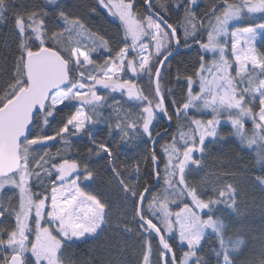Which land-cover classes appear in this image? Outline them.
<instances>
[{
    "label": "snow or ice",
    "instance_id": "1",
    "mask_svg": "<svg viewBox=\"0 0 264 264\" xmlns=\"http://www.w3.org/2000/svg\"><path fill=\"white\" fill-rule=\"evenodd\" d=\"M188 2L195 4L196 0ZM145 3L151 8L150 0ZM98 5L118 18L123 33L125 46L114 57L109 41L92 32L79 16L60 11V27L52 30L48 12H20L14 9L13 0H0V21L11 19L19 53L10 79L0 85V192L9 188L18 191L15 206L6 208L0 201V222L14 217L12 227L0 231V253H5L0 264H66L65 245L98 236L110 226V204L82 187L93 179L94 172L88 163L71 158V138L92 137L90 127L104 119L100 109L108 97L98 94L99 87L143 105L138 119L131 123L130 113L117 114L115 130L121 141L130 132H142L153 140L156 110L167 116L162 69L181 44V28L185 46L192 40L214 58L206 61L204 55L199 57V67L185 78L188 89L183 102L172 101L179 127L171 142L162 146L165 159L162 161L153 148L144 160L153 166L157 184L163 163V191L153 193L151 185L141 189L139 183H126L107 142L92 139L88 154L94 151L98 159L108 158L120 190L132 202V220L138 223L137 235L142 240L139 264H153L152 243L147 239L153 233L160 246L156 264H209L200 255L202 241L209 235L215 237L211 255L216 264H236L235 256L244 241L228 235V225L213 210L223 205L235 213L239 207L237 188L222 184L209 195L190 185L187 177L201 167L196 154L203 155L208 144L224 139L219 133L223 119L230 123L232 135L243 148L254 152L255 163L264 172V52L256 47L257 37L264 43V23L233 27L246 17L259 15L264 20V0H217L205 14L207 23L186 7L176 26L160 12L137 16L131 0H98ZM201 31L206 33V41L197 38ZM101 49L109 56L97 64L92 56ZM129 73L131 78L125 79ZM144 76L154 85L155 104L136 83ZM194 83H198V91H193ZM257 101L258 110H254ZM65 108L75 111L48 134ZM193 112L210 118H195L190 115ZM248 121L253 125L251 134L245 127ZM106 126L111 135L112 126ZM57 142L64 144L65 152L49 150L50 144ZM133 171L139 174V162ZM255 180L264 188V175ZM169 205L179 210L173 212ZM124 231L132 229L125 225ZM177 236L179 243L186 245L180 257L169 242ZM249 264H264V249L260 259Z\"/></svg>",
    "mask_w": 264,
    "mask_h": 264
},
{
    "label": "trees",
    "instance_id": "2",
    "mask_svg": "<svg viewBox=\"0 0 264 264\" xmlns=\"http://www.w3.org/2000/svg\"><path fill=\"white\" fill-rule=\"evenodd\" d=\"M132 3L135 5L134 13L137 16H148L145 0H132ZM216 3L217 0H196L195 4L189 3L188 0H156L151 4V10L160 12L168 23L176 26L184 16L187 7L194 11L198 18L204 19L207 23L205 14ZM177 4L180 5L179 8L176 7ZM161 6H166V9L162 10ZM13 7L20 12H31L37 9L48 12L47 23L52 30H58L60 27L58 23L60 11H65L71 16H79L92 32L109 41L113 57L120 48L125 46L118 20L112 18L102 9L98 5V0H60L55 5L48 4L46 0H13ZM94 8L96 9L95 12L92 11ZM259 23H264L260 17L246 26L237 27L243 28ZM178 35L181 37L180 51L171 57L167 66L162 69L161 87L165 97L164 105L167 108V115L171 117L172 125L170 132L155 147V154L162 161L165 159L162 154V146L171 142V138L176 135L179 127L175 105L172 101L175 100L177 104L183 102L188 89L185 78L193 75L199 67V57L203 55L200 47L192 40L188 41L190 46H185L182 39V28L178 30ZM205 36L206 33L201 31L197 38L205 41ZM256 47L258 51L264 52V43L260 42ZM18 54L17 35L11 19L0 21V85L10 79L15 57ZM108 56L109 53L106 51L98 52L92 58L97 64H102ZM193 79L196 80V77L193 76ZM136 83L143 89L145 95L153 99L154 87L147 76L138 78ZM155 103L156 101L153 99V104ZM256 104L257 109L254 110H258V101ZM74 111V108H65L58 113L56 120L52 123V128L48 130V134L51 135L60 121ZM190 115L196 116L195 112L190 113ZM166 128L167 124L157 110L152 129L153 137ZM112 130L111 135L109 128L105 127L92 132V137L71 138V158L80 160L82 164L88 163L89 168L94 172L93 179L87 184H83L82 187L91 194L97 195L111 207L109 212L110 226L106 227L102 233L93 238L65 245L63 258L66 264H112L116 260H119L121 264H139L141 259L142 240L137 235L138 223L132 220V202L130 199H126L120 190L110 170L108 158L98 159L94 151L91 155L88 154V149L93 147L90 141L94 139L97 143L107 142L112 148L116 166L121 171L125 182L129 185L139 183L141 189L151 185L153 193L159 192L162 188L163 163L160 165L161 181L157 187H154L153 166L150 161L144 162L145 158L151 155V140H148L140 132L131 133L121 141V134L115 130V127H112ZM219 133L224 139L208 144L205 153L198 156L201 160L200 169L188 176L187 180L190 185L209 195H211L212 189L222 184L231 183L237 188L239 207L235 213L223 205L213 211L228 225V235L233 239L244 241L241 250L235 256L236 264H249L250 261H258L261 251L264 249V188H261L255 180L256 176L264 175V172L255 163V156L252 151L246 150L236 141L229 126L224 125ZM138 136H142L139 141L136 140ZM62 145V142H57L54 146L50 144V147H53L51 150L55 153L57 149L62 151ZM138 162L140 163L139 174L133 171ZM125 165H127L126 168ZM204 198L206 199L207 196ZM180 206L182 207L183 204L181 203ZM177 209L176 206L172 207L173 211ZM13 223L14 217L3 219L0 222V231L10 229ZM125 225L132 231L125 232ZM147 239L154 243V253L159 257L160 249L156 239L153 235ZM169 242L172 244L177 257H180L182 252L186 250L185 246L180 245L178 236ZM202 246L203 250L200 255L208 259L209 264H216L215 257L211 255L212 249L215 247L214 235L207 236L202 241Z\"/></svg>",
    "mask_w": 264,
    "mask_h": 264
},
{
    "label": "rangeland",
    "instance_id": "3",
    "mask_svg": "<svg viewBox=\"0 0 264 264\" xmlns=\"http://www.w3.org/2000/svg\"><path fill=\"white\" fill-rule=\"evenodd\" d=\"M46 1L50 5H55L60 0H54V2H52V0H46ZM106 2H107V0H106ZM124 2L127 3V2H129V0H124ZM131 2H132V0H131ZM105 11L107 12V10H105ZM112 18L118 20V18H116V17H112ZM258 18H259V15L252 16V17H246L243 21L234 23L233 27L246 26V25H248V23L257 20ZM238 28H240V27H238ZM228 39L230 40L231 37L229 36ZM261 39H262L261 37H257L256 46L261 42ZM205 41H206V36H205ZM129 43H130V41H129ZM229 47H230V45H229ZM98 52H106V50L101 49V50L97 51L96 53H93V56L95 54H97ZM201 52L205 56V60L206 61H211L214 58L212 56V54H210V53L205 54L202 49H201ZM229 59H231L230 56H229ZM233 75H235L234 69H233ZM124 78L125 79L131 78V74L129 73ZM193 91H198V83H194V85H193ZM98 94L104 95V96H107L108 97V99L106 101V104H105V107H103L102 109H100V111L103 113L104 119L100 123H97L96 125L90 127V129H89L90 132H94V131H96V130H98L100 128H105V127H107L106 125H109V124L112 127H115L116 123L118 122V120H117V114L118 113H119V115L121 117L126 116V115H128L130 113V115H128V122L129 123H131V122H133V121H135V120L138 119L139 114H140V110L143 107V105L138 104V103H129V102H127L126 96H122L119 92H116V93L106 92L102 88H99V87H98ZM195 114L197 116V117L194 116L195 118H200V119H205V120L208 119V118H210V116H208V115H198L197 113H195ZM246 123L247 124H245V127H246V129H248L249 134H251V129H252L253 125H252L251 121H248ZM224 125H227V126H229L231 128L230 123L226 119H223L221 121V124L219 125V130H221V128ZM153 126H154V120H153V124L151 126L152 129H153ZM130 134H131V132L129 133V135ZM144 136L149 140V138L146 135H144ZM82 137H85V136H81V138ZM141 139H142V136H138L136 138L137 141H139ZM235 139L240 144V141H239L238 137H235ZM69 147H70V150H71V143H70V146ZM52 148L53 147H49V150L54 154V152L51 150ZM61 149H62V152H65L66 151L64 144L61 146ZM246 150H248V149H246ZM249 151H251V150H249ZM252 153L254 154L253 151H252ZM198 156H201V154L197 153L195 158L199 159ZM34 191H35V189H34ZM162 191H163V187L160 189L159 192H162ZM17 197H18V191H13L10 188L9 189H6V190H4L2 192H0V201H3V203H4V205H5L6 208H11V207L15 206L17 204ZM172 198H175V197H172ZM173 206H175V205H169V208H170L171 211H173L172 210V207ZM178 210H179V208L177 210L173 211V212H176ZM90 238H93V237H90ZM151 243H152V249H153L154 243L153 242H151ZM181 246H185L186 247V245H181ZM152 260H153V264H156V262L158 261V257L154 253V250H153Z\"/></svg>",
    "mask_w": 264,
    "mask_h": 264
},
{
    "label": "water",
    "instance_id": "4",
    "mask_svg": "<svg viewBox=\"0 0 264 264\" xmlns=\"http://www.w3.org/2000/svg\"><path fill=\"white\" fill-rule=\"evenodd\" d=\"M154 1H156V0H150L151 4H152ZM145 6H146L147 14H148V15H151L152 12H154V11H152L151 8H149L148 4H145ZM173 51H174V54H173V56H174V55H176V54L180 51V45H179L178 48H174ZM173 56H172V57H173ZM153 87H154V85H153ZM164 106H165V105H164ZM160 113H161V112H160ZM161 118H162V119L165 121V123L167 124V128H166L165 130H162V131L159 132V133L161 134L159 137H157L156 135L153 137V140L155 141V143H153V140L151 141V154H152L153 148L155 149V147H156L157 144L160 142V140H161L162 138H164V137L170 132V130H171V128H172L171 121L168 119V115L165 116L163 113H161ZM157 186H158V184L156 183V179H155V185H154V187H157ZM153 236H154V238L156 239V241H157V243H158V239H159V238H158L157 236H155L154 233H153ZM158 246H159V244H158ZM159 249H160V246H159Z\"/></svg>",
    "mask_w": 264,
    "mask_h": 264
}]
</instances>
